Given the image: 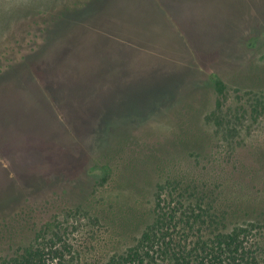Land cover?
I'll list each match as a JSON object with an SVG mask.
<instances>
[{"label":"rangeland","instance_id":"obj_1","mask_svg":"<svg viewBox=\"0 0 264 264\" xmlns=\"http://www.w3.org/2000/svg\"><path fill=\"white\" fill-rule=\"evenodd\" d=\"M172 181L264 255V0H0V257L105 264Z\"/></svg>","mask_w":264,"mask_h":264},{"label":"trees","instance_id":"obj_2","mask_svg":"<svg viewBox=\"0 0 264 264\" xmlns=\"http://www.w3.org/2000/svg\"><path fill=\"white\" fill-rule=\"evenodd\" d=\"M189 188H179L175 181L158 185L152 221L131 246L105 264H264L250 228H228L207 201L208 194ZM56 237L0 257V264L59 262L65 258L67 245Z\"/></svg>","mask_w":264,"mask_h":264}]
</instances>
